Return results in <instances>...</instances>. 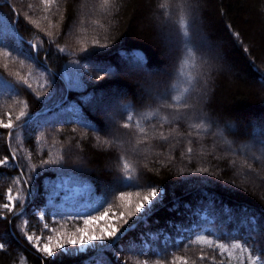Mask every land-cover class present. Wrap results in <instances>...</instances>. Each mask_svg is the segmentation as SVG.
<instances>
[{
	"label": "trees",
	"instance_id": "1",
	"mask_svg": "<svg viewBox=\"0 0 264 264\" xmlns=\"http://www.w3.org/2000/svg\"><path fill=\"white\" fill-rule=\"evenodd\" d=\"M0 50V264H264V0H0ZM58 177L86 192L49 205ZM150 186L162 202L119 218L115 243L53 259L27 240L58 252L93 207L122 210ZM71 199L75 213L59 206Z\"/></svg>",
	"mask_w": 264,
	"mask_h": 264
},
{
	"label": "rangeland",
	"instance_id": "2",
	"mask_svg": "<svg viewBox=\"0 0 264 264\" xmlns=\"http://www.w3.org/2000/svg\"><path fill=\"white\" fill-rule=\"evenodd\" d=\"M195 18H196L195 21H196L197 34H198V36H201V40H203V42H204L205 52L208 55H211V57L213 58V60L216 63V65L213 66V68L214 69H219V70L224 69V66H225L224 58L220 54V51H218L217 48L212 45V43H210L209 41L205 40L204 36H202V33L201 32H202L203 29H202V23L200 21V17L196 14L195 15ZM154 22H155V28L154 29H155V32L157 33L156 36L160 40H162L161 42H162V46H163V49H164L165 53H167L169 55H173L174 52L178 49V45H179V41L177 40V37L175 36V30L172 27H169L168 25H166V22H164V20L161 19L158 15H154ZM160 27H163L164 30H165V33H163L164 37H162L161 32H159V30H158V29H161ZM37 47L38 46H36V44H33V48L35 49L36 52H37V49H38ZM131 68H134V66H132ZM145 74H146V78L145 79H148L147 76L149 77V74L150 73L149 74L148 73H145ZM140 76H141V78H143V75H140ZM141 82H142V84H140V86H141L142 90H145V91L149 92L150 95H154V97H157L158 94H156V91H157L158 86H160V82L159 81L151 80L147 84L144 83L145 81L144 82L141 81ZM258 84H259V86L261 88H264V83L263 82H260L258 80ZM158 97H159V95H158ZM105 107H106L105 104H103L102 105V111H104V109H106L105 112H107L109 110L108 111L109 116L111 115V118L114 119L115 118L116 106H114V104H111V106L109 108H107V107L105 108ZM230 127H232L233 130H236L233 125L230 126ZM254 128H256V127H254ZM261 128L262 129L264 128V120L261 122ZM216 134H217L218 137H220V135H221L220 130L217 129ZM118 144L123 149H125V143L118 142ZM126 149H127V146H126ZM74 187L75 188H78V189H83V190H80V191H78L76 189L67 190L68 191V194L67 195L64 194L65 196L63 195V198L68 199V198H71V197H75L78 194L84 193V192H86V188L88 186L86 184L75 183ZM9 195L12 196V200L8 202L9 205H10L9 208L11 209V208H13L15 206V201H14L15 199L14 198L16 197V195H12L11 193H9ZM136 203L131 204V202H128V203H126L123 206L122 210H119L118 211V209H117L116 211H114V210L109 211L108 217L104 218L103 220L95 221V222H92V223H89V224H85L84 223L83 225H81L79 227V230L77 229V234L76 235H74V236H67V238H70V237H79L83 233L100 235L101 234V231H107L108 229H110L113 226L116 227L117 226L118 219L121 218L120 217V214L121 213H124V216H126V215L128 216V213L130 211H134ZM81 204L82 203L75 204L74 199H71L70 200V203L67 204V206L65 204L59 202V206L66 207V209L69 212H73V213H75V211H77V209L80 208ZM86 205L87 206H90V205L92 206V204L91 203H88V202L86 203ZM35 211H37V210L35 209ZM39 216L44 221V218H43L44 211L43 210L39 212ZM129 217H132V216H129ZM135 218H136V216H133L132 219H135ZM45 225L46 224H44L43 229L47 228V227H45ZM30 235L33 236V233L30 234ZM33 238H34L33 245L38 250H40V248H42L45 244H48V246L50 248H53L50 245V240L51 239L47 238V240H45V239H42L41 236H37L36 238L33 236ZM85 238H86V236H85ZM108 240H110V238H106L103 242H96V246L97 245H100L101 243L104 244ZM58 241L59 242H65L66 241V237L64 239L62 238V239H59V240L54 241L55 242L54 245H56ZM94 247L95 246L86 247L84 249V251H86L89 248H94Z\"/></svg>",
	"mask_w": 264,
	"mask_h": 264
},
{
	"label": "snow or ice",
	"instance_id": "3",
	"mask_svg": "<svg viewBox=\"0 0 264 264\" xmlns=\"http://www.w3.org/2000/svg\"><path fill=\"white\" fill-rule=\"evenodd\" d=\"M85 51L87 50L85 49ZM8 54L9 53H5L2 50H0V55H8ZM20 115L24 116V113L21 112ZM11 126H12L11 122L3 125V127H11ZM189 152H191V149H189ZM6 162H7V157H5L4 160H0V165H4ZM45 163L53 164L56 162L46 161ZM56 171H60V170L56 169ZM202 171H206V170H202ZM128 179H131V177H129ZM75 183L76 181L73 178L65 179L63 177H58L55 181H49L45 186V191H46L49 205H52L54 200L57 197L61 196V193H64L65 195H67L68 191L66 190H70V189H76L78 191L83 190V189L75 188L74 187ZM9 192H11V189L9 190ZM163 194H164L163 189L162 188L158 189L155 186H150L147 193L142 196L139 192H137L136 196L139 197L138 202L135 205L134 211H130L128 215L136 216L138 219L142 218L148 212L152 211L158 203L162 202ZM126 195H129V194L120 193L119 199L123 200ZM8 199L9 201H11L12 196L9 195ZM3 207L5 209H8L10 205L9 203H5ZM103 207H104V202H101L99 204V207H93L92 210L98 212L99 215L88 216V218L85 219L83 223L89 224L95 221L103 220L104 218L108 217L109 215L108 209H105L104 211H100V209ZM76 215H77V219H80L83 214L77 213ZM123 216H124V213H121L120 217L123 218ZM45 227H47V225H45ZM125 231H127V229H125ZM121 235H123V233L120 231V229L113 226L107 231H101L100 235L83 233L79 237L67 238L65 242L58 241L56 244V248L59 250L58 252H53L52 248H50L48 244H45L42 248H40V251L45 253L48 257L55 259L57 255L60 253L72 254V253H77V252H83L86 247L96 246V242H103L106 238H110L113 241V243H115ZM27 240L29 242H32L34 238L33 236L29 235L27 236ZM99 246H103V244L101 243ZM4 247H5L4 244H0V249H3Z\"/></svg>",
	"mask_w": 264,
	"mask_h": 264
}]
</instances>
